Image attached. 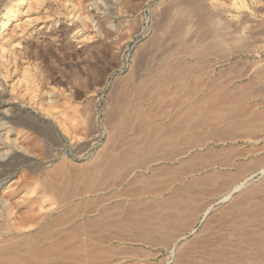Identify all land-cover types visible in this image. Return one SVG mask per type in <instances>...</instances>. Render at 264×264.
<instances>
[{"label":"bare ground","instance_id":"1","mask_svg":"<svg viewBox=\"0 0 264 264\" xmlns=\"http://www.w3.org/2000/svg\"><path fill=\"white\" fill-rule=\"evenodd\" d=\"M204 1H184L176 15L169 22L166 20L168 24L150 36L146 48H137L132 63L121 64V72L126 67L128 70L124 85L118 83L123 79L115 81V72L113 80L104 83L103 89L109 92L103 105L105 119L101 130L96 128L95 120L96 125H91L94 134L98 133L94 137L98 144L77 151V157L87 165L81 163L75 168L69 160H60L55 168L46 171L36 183L42 187L40 195L32 197L28 192L29 197L27 193L31 206H39L41 213H35L39 216L35 221L33 211L25 238L22 234V240L9 237L8 243L0 241V264H152L154 253L160 255L163 250L168 257L162 258V264H264V163L245 161L232 172V161L227 156L230 152H225L229 146L224 151L209 149L211 144L248 137L249 142L259 140V133H264V110L255 117L248 112L232 115L233 101H224L231 94L229 90L230 94H226L229 85H223L221 76L223 84L218 81L222 85L215 80L216 64L209 66L204 63L206 59L199 60L223 53L227 44V37L221 33L224 29L216 28L217 32L213 25L200 37L198 26L207 20L196 23L194 33L192 18L196 11L191 12V7L203 11L206 8L198 6ZM9 23L8 16L3 17L1 28H7ZM235 39L234 43L241 44L245 40ZM159 97L163 103L155 100L154 105H146V99ZM154 108L163 115L147 118V110L152 109L153 113ZM243 109L249 110L246 106ZM142 117L150 122L141 129V121L146 120ZM157 117H163L165 129L151 128ZM0 143L4 146L0 148V159L15 154L1 135ZM259 153L264 154V149ZM50 154L48 158L55 156ZM164 163L169 166H160ZM220 167L230 170L221 171ZM239 172L246 176L234 180ZM185 179H191L188 187H173ZM4 185L0 181L1 190ZM214 212L218 213L213 215ZM1 224L0 235L7 228ZM14 259L19 262L14 263Z\"/></svg>","mask_w":264,"mask_h":264},{"label":"rangeland","instance_id":"2","mask_svg":"<svg viewBox=\"0 0 264 264\" xmlns=\"http://www.w3.org/2000/svg\"><path fill=\"white\" fill-rule=\"evenodd\" d=\"M184 1L186 0H183V3H181L182 0H25L22 3L20 0H0V94H2L0 95V108L2 106L0 109V135L15 153L10 154L6 160L0 159V181L5 184L4 189H0V212L2 214L0 222L4 225L0 224L3 227L7 225V228L1 231L3 232L0 235L1 242H6L9 237L22 240L23 235L25 238L27 232L29 233L33 211L34 214L37 212L40 214L41 209L39 206L35 207L37 205L33 207L32 204L31 206V201L28 198L31 194L32 197H35L36 194L40 195L42 190L39 189L42 187L36 183L40 182V178L45 175L46 171L52 170L60 160L61 162L69 160L70 162H68L72 163L75 168L81 167V165L85 166L87 162L85 163L77 157V151L83 149V146L86 148L92 144H98L94 139L98 133L94 134L91 125L97 123L99 126L96 125V128L101 130L102 122L105 119L103 105L109 92L108 89H103L104 83L107 80H113L114 75L112 74L115 72L117 76L115 81L123 79L122 83L121 81L118 83L124 85L128 70L126 67L121 72L119 70L122 68L121 64L132 63V57L137 48L142 50L144 47L146 48L145 44L150 36L155 32L158 33L162 26L168 24L170 19L176 15L178 8L184 6ZM201 6L206 9L199 11L198 8L194 9L190 6L194 9L191 12L196 11V14L192 13L194 17L196 15L195 18L193 17L194 19L192 18L195 23L194 33L199 27L197 31L201 33L200 37H202L213 25V30L217 28L222 31L224 29L225 32L221 33L222 35L224 33L223 37H227V44H225L223 53L219 54V52L217 55L208 56L209 59L202 57L199 60L206 59L204 63L209 66L212 63L216 64L215 76L213 75L215 80L223 79L222 81L225 82L223 84L221 81V83L229 85L226 94H231L229 97L227 95L228 98H224V101L229 102L228 104L233 101L234 104L231 103L233 108L230 111L232 115L243 116L247 112L254 117L261 115L264 110V0H206L201 2L198 7ZM5 16H8L10 23L7 28L2 29L1 22ZM212 18L213 21H211ZM202 19L207 22L198 24L203 21ZM196 23L200 26L197 27ZM217 32L219 31L217 30ZM234 34L237 39H245L242 40L244 46L239 42L234 43L236 39L233 36H228ZM10 38L14 40L8 42ZM230 38L234 40L232 41ZM229 40L230 42H228ZM4 49L6 50L4 51ZM221 83L219 82L220 85H222ZM231 96H233L232 99H229ZM251 96L253 100L249 99ZM246 97H249L248 100ZM149 100L152 101L148 102ZM149 100H145L146 105H154L157 102L155 100H159L158 104L163 103L161 97ZM142 103L144 104V101ZM241 104L249 110L243 109L245 106L240 107ZM89 107L93 109L90 110ZM151 110L149 112L147 110L149 113L146 115L147 118L148 115L149 117L154 114V116L163 115L162 112H157V108L153 109V113ZM142 119L144 120L146 117H142ZM146 120L145 122L141 121V123L143 122L141 129L144 124L147 126L146 122H150ZM20 122L30 126L33 130L19 125ZM65 130H69V133H66ZM259 134L261 135H258L259 140H255L256 143L264 142L261 138L264 133ZM252 142L254 143V141ZM252 142L247 141L250 145ZM222 143L211 144L208 148L221 151V148L236 143L237 145L241 144V141ZM3 147L0 143V148ZM50 153H54L55 156L48 158ZM160 166L165 168L169 164L164 163ZM158 167L157 165L156 168ZM32 168L37 170L41 168L42 171L34 173L30 170ZM219 169L225 172L230 170L228 167ZM27 177L30 179H26ZM190 180L185 179L182 184H174L173 187L185 188L184 185L188 187L191 183ZM28 182L31 184L29 185ZM31 185L33 188L29 187ZM164 197L168 198L169 196L165 195ZM165 199L159 200L158 203L164 202ZM5 203L10 208L7 207L8 205L5 207ZM217 213L214 212L213 215ZM36 214L35 221L39 217ZM22 227L24 228L22 229ZM167 254L166 250L161 251L160 255H156L155 252L152 264L153 262H155L154 264L156 262L159 264L160 261L165 262ZM1 260L13 261V259H11L12 261L10 259ZM15 260L17 259H14V263ZM18 262L17 260L16 263Z\"/></svg>","mask_w":264,"mask_h":264},{"label":"crops","instance_id":"3","mask_svg":"<svg viewBox=\"0 0 264 264\" xmlns=\"http://www.w3.org/2000/svg\"><path fill=\"white\" fill-rule=\"evenodd\" d=\"M161 117H159L158 119H154V123H153V126L151 127V128H153L154 130H156V127L158 128L157 130H159V128H161V130H163V129H165V128H163L162 129V125H163V127L165 126V123L164 122H162V118L160 119ZM161 120V121H160ZM159 121V122H158ZM162 122V123H161ZM167 123V122H166ZM161 125V126H160ZM160 130V131H161ZM249 138V137H248ZM248 138H247V140H241V144H234V145H230L229 146V150H231V148H232V150L231 151H227L228 149H226V147L224 148V149H226L225 150V152H226V154H227V152H230V154L228 155L227 154V156H229V159H230V161H232L231 163H232V165H233V167H232V172L234 171H236L235 169L237 168V166L240 164H244L243 162H245V164H247V163H249L248 161L250 160V163L251 162H257L259 165H262L263 163H264V160L263 159H261L262 158V156H263V158H264V154H261V153H259V152H261L263 149H264V142H262V143H259V142H254V143H252L251 145L250 144H248L247 143V141H248ZM257 138H258V136H257ZM254 144V145H253ZM263 144V145H262ZM240 146H242V147H240ZM257 146V147H256ZM260 147V148H259ZM262 148V149H261ZM224 149H223V151H224ZM260 149H261V151H260ZM241 150V151H240ZM254 150H255V152H254ZM256 151H258V152H256ZM243 152V153H242ZM256 153V154H255ZM236 155V156H235ZM239 155V156H238ZM240 155H241V157H240ZM258 155H259V157H258ZM244 156V157H243ZM255 157H256V159H255ZM258 158H260V159H258ZM252 159H255L256 161H254V160H252ZM258 159V160H257ZM261 160H262V163H261ZM239 161V162H238ZM162 162H164V161H160V163H162ZM257 163H255V164H257ZM237 164V165H236ZM244 164V165H245ZM257 164V165H258ZM240 176H239V175ZM246 174V173H245ZM235 176H237V177H235ZM235 176H234V180H236L238 177V179L237 180H239L240 178L242 179V178H244L246 175H244V173L242 174V173H237V174H235ZM244 176V177H243Z\"/></svg>","mask_w":264,"mask_h":264},{"label":"water","instance_id":"4","mask_svg":"<svg viewBox=\"0 0 264 264\" xmlns=\"http://www.w3.org/2000/svg\"><path fill=\"white\" fill-rule=\"evenodd\" d=\"M19 125H22V126L25 127L26 129H31V130H33L30 126H28V125H26V124H24V123H20Z\"/></svg>","mask_w":264,"mask_h":264}]
</instances>
